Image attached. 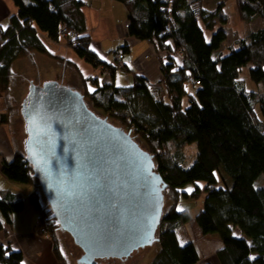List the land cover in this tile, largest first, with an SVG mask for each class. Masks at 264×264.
Listing matches in <instances>:
<instances>
[{
    "label": "trees",
    "instance_id": "16d2710c",
    "mask_svg": "<svg viewBox=\"0 0 264 264\" xmlns=\"http://www.w3.org/2000/svg\"><path fill=\"white\" fill-rule=\"evenodd\" d=\"M12 1L17 14L9 17L6 29L0 27V92L8 90L15 60L31 52L49 56L40 35L52 42L66 40L79 58L114 75L116 67L101 62L91 50L84 2ZM113 1L127 11L126 37L146 42L160 54L163 79L152 86L143 77L133 76L132 84L123 87L94 80L95 90L84 94L88 106L144 145L167 187L164 192H171L174 202L204 194L194 222L201 235L219 238L217 264H264V186L256 185L264 179V27L220 52L227 42L223 5L208 13L204 0ZM236 5L242 21H264V0H236ZM63 29L76 33V39L62 36ZM118 54L128 56L129 43L123 41L115 57ZM247 67L250 81L259 88L255 92H247L241 84ZM4 123L1 117L0 125ZM192 144L196 160L184 168V148ZM2 174L10 182L33 188L27 200L37 213L36 232L43 231L40 235L50 239L56 260L65 264L59 226L47 202L41 200L40 186L25 155L17 151L12 162L3 164ZM199 183L204 184L203 190ZM188 185L195 186L191 195L181 192ZM24 202L20 195L1 194L0 214L7 224L23 211ZM190 221L187 211L171 208L162 213L159 250L152 264L200 262L196 246L181 245L176 233ZM0 264H23V256L0 245Z\"/></svg>",
    "mask_w": 264,
    "mask_h": 264
},
{
    "label": "water",
    "instance_id": "95a60500",
    "mask_svg": "<svg viewBox=\"0 0 264 264\" xmlns=\"http://www.w3.org/2000/svg\"><path fill=\"white\" fill-rule=\"evenodd\" d=\"M21 115L25 160L59 230L82 252L77 264L126 260L159 242L167 187L130 132L58 82L32 84Z\"/></svg>",
    "mask_w": 264,
    "mask_h": 264
},
{
    "label": "crops",
    "instance_id": "0c3cea01",
    "mask_svg": "<svg viewBox=\"0 0 264 264\" xmlns=\"http://www.w3.org/2000/svg\"><path fill=\"white\" fill-rule=\"evenodd\" d=\"M80 1L86 4L82 13L86 34L91 38V50L101 62L116 67L114 75L111 76L108 70L94 68L79 58L66 40L52 42L45 35H40L49 56L31 52L15 60L11 66L13 77L8 90L0 92V118L3 117L6 121L0 125V196L3 192H10L25 200L23 211L12 216L10 225L0 214V245H8L13 251L20 252L23 264H60L53 254L50 239L36 232L37 213L30 206L26 207L25 194L29 189L8 181L2 174L3 164L13 161L21 145L24 149L18 117L21 116V108L26 102L31 85L42 86L48 82H58L75 88L84 95L95 90L96 85L92 82L94 80L99 85L113 84L123 87L132 84L133 76L143 77L152 86L161 83L163 79L160 54L155 48L146 42H137L126 37L127 11L123 5L113 0ZM16 14L17 8L12 0H0L2 29L8 27L9 17ZM123 41L129 43L130 54L123 58V69L119 70L115 53ZM64 260L67 264L66 258Z\"/></svg>",
    "mask_w": 264,
    "mask_h": 264
},
{
    "label": "rangeland",
    "instance_id": "374dc122",
    "mask_svg": "<svg viewBox=\"0 0 264 264\" xmlns=\"http://www.w3.org/2000/svg\"><path fill=\"white\" fill-rule=\"evenodd\" d=\"M219 5H223L225 14L227 15V25L223 27V30L227 34V42L223 45L222 49L220 52L226 51V49L233 44H236L237 41H239L243 37H247L250 31H256L258 29H261L264 27V21L260 19H254L253 21L250 22H245L242 21L239 14H238V9L236 5V0H204L203 2V8L205 11L208 13L214 11ZM248 69L249 67L243 69L240 80L241 84L244 86L245 90L247 92H255L257 91L258 85L255 83L251 82L249 77H248ZM61 79H59L60 81ZM188 91H191L190 87H187ZM75 90V88H72ZM77 91V90H76ZM82 93V92H81ZM86 102V100H85ZM101 117H103L102 114L97 112ZM259 115V113H258ZM260 116V115H259ZM22 116L18 117V123L20 126V130H22V137L25 140L26 136L24 133V121L21 119ZM113 125L115 126H120L118 123L109 120ZM139 143V142H138ZM140 147L145 150V147L142 143H139ZM20 152L24 154V151L22 149V145L19 147ZM196 148L194 144L187 146L184 148V154H185V159L182 163V167L184 168H189L191 167L195 160H196ZM219 177V176H218ZM220 177H219V182H220ZM228 181V179H226ZM219 184H222V180ZM199 188L203 190L204 184L199 183L197 184ZM256 185L258 187H263L264 186V179L260 178ZM22 188H28L29 191L25 194L27 195L26 197L29 196V194L32 191L31 186L27 185H22ZM38 191L41 196V200L43 204H45V199L42 196L41 189L38 188ZM195 191V186L194 185H188L184 189L181 190L183 193H187L191 195ZM204 194L202 193L201 196L199 197H189L188 199L180 198L178 199V202H174L173 195L171 192L166 191L164 192V213L171 209L174 208L178 212H183L187 211L191 217V221L188 224L185 225H180L177 229V237L181 245H185L187 243H193L196 248L198 249V252L200 254L201 260L198 264H206V263H213L217 264L216 259H215V254L220 248V240L217 237V235H207L203 236L199 232L195 222L194 218L195 216L201 211L203 207V202H204ZM30 206L31 210H34L33 207L30 205L29 200L26 202V207ZM39 234H41L39 232ZM44 234V233H43ZM58 238L61 243L62 247V255L64 258H66V263L67 264H77L76 261L81 257L82 252L78 247H76L71 239V237L63 233L61 231L57 232ZM158 238V234L156 235ZM159 250V243H155L150 247H146L144 249H140L139 251L135 252L130 258L126 260H104L100 261L98 263L102 264H152L156 254L158 253ZM69 260V263H68Z\"/></svg>",
    "mask_w": 264,
    "mask_h": 264
},
{
    "label": "built area",
    "instance_id": "2783aa9c",
    "mask_svg": "<svg viewBox=\"0 0 264 264\" xmlns=\"http://www.w3.org/2000/svg\"><path fill=\"white\" fill-rule=\"evenodd\" d=\"M61 35L64 36V37H68L70 40L76 39V36H77L76 33L68 32L66 29H63L61 31ZM115 59H116V62H117V68L119 70H122V68H123V64H122L123 63V57L120 54H118L115 57ZM190 83H194V82L191 80ZM40 233L43 234V231L41 230Z\"/></svg>",
    "mask_w": 264,
    "mask_h": 264
},
{
    "label": "snow or ice",
    "instance_id": "6c2138e0",
    "mask_svg": "<svg viewBox=\"0 0 264 264\" xmlns=\"http://www.w3.org/2000/svg\"><path fill=\"white\" fill-rule=\"evenodd\" d=\"M61 195L63 194V193H60ZM76 195V193H69V196H75Z\"/></svg>",
    "mask_w": 264,
    "mask_h": 264
},
{
    "label": "bare ground",
    "instance_id": "6f19581e",
    "mask_svg": "<svg viewBox=\"0 0 264 264\" xmlns=\"http://www.w3.org/2000/svg\"><path fill=\"white\" fill-rule=\"evenodd\" d=\"M92 109V108H91ZM93 110V109H92ZM95 112V110H93ZM22 116V115H21ZM120 127V126H119ZM122 128V127H121Z\"/></svg>",
    "mask_w": 264,
    "mask_h": 264
},
{
    "label": "clouds",
    "instance_id": "9594fccd",
    "mask_svg": "<svg viewBox=\"0 0 264 264\" xmlns=\"http://www.w3.org/2000/svg\"><path fill=\"white\" fill-rule=\"evenodd\" d=\"M123 69V68H122Z\"/></svg>",
    "mask_w": 264,
    "mask_h": 264
},
{
    "label": "flooded vegetation",
    "instance_id": "af4514ba",
    "mask_svg": "<svg viewBox=\"0 0 264 264\" xmlns=\"http://www.w3.org/2000/svg\"><path fill=\"white\" fill-rule=\"evenodd\" d=\"M113 261V260H112Z\"/></svg>",
    "mask_w": 264,
    "mask_h": 264
}]
</instances>
